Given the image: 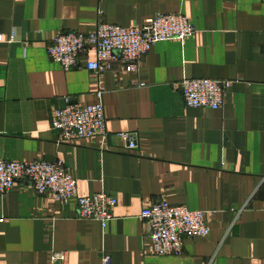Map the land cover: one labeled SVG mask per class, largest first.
I'll return each mask as SVG.
<instances>
[{
    "label": "crops",
    "instance_id": "obj_1",
    "mask_svg": "<svg viewBox=\"0 0 264 264\" xmlns=\"http://www.w3.org/2000/svg\"><path fill=\"white\" fill-rule=\"evenodd\" d=\"M182 15L196 32L154 45L138 71L120 62L97 75L70 71L46 47L59 33L88 34L99 21L123 28ZM0 160L61 162L79 197L117 201L102 224L73 203L36 196L27 181L0 197V264H264V0H0ZM89 54L88 59H93ZM231 81L222 109H190L182 79ZM102 93L106 138L60 143L52 113ZM120 133L136 135L126 150ZM167 201L208 213L206 238L181 255L152 252L140 219Z\"/></svg>",
    "mask_w": 264,
    "mask_h": 264
},
{
    "label": "built area",
    "instance_id": "obj_2",
    "mask_svg": "<svg viewBox=\"0 0 264 264\" xmlns=\"http://www.w3.org/2000/svg\"><path fill=\"white\" fill-rule=\"evenodd\" d=\"M196 32L189 19L182 15H157L143 25L123 28L99 21L95 30L88 34L70 32L57 34L46 47L48 58L70 71L82 62L85 68L97 75L112 70L115 62H120L125 73L138 71L140 60L150 49L162 42L180 41ZM13 34L0 35L1 44H11ZM93 54V59H88ZM231 81L214 79H182L177 84L184 104L190 109L223 108ZM93 105L71 104L65 99L64 105L52 113L51 129L56 132L60 143L79 144L94 137L106 138V118L102 93L97 94ZM118 137L126 150L137 148L136 135L120 133ZM27 181L36 196L48 195L55 204L73 203L76 217L81 220H95L105 224L112 218V210L117 201L106 193L89 197H79L77 181L57 161L47 163L6 162L0 160V197L7 195L15 183ZM208 213L190 211L184 206L161 201L144 208L140 219L146 226V235L151 241L152 252L157 256L181 255L186 239L206 238L210 229ZM62 253L52 255L51 264H60ZM102 264H111L108 256Z\"/></svg>",
    "mask_w": 264,
    "mask_h": 264
}]
</instances>
